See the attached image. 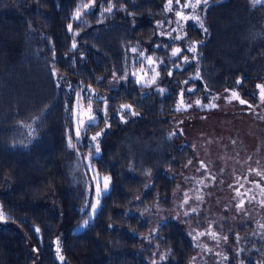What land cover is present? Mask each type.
Here are the masks:
<instances>
[{"label": "trees", "instance_id": "trees-1", "mask_svg": "<svg viewBox=\"0 0 264 264\" xmlns=\"http://www.w3.org/2000/svg\"><path fill=\"white\" fill-rule=\"evenodd\" d=\"M87 2L0 0V209L5 216L0 264H192L195 245L171 216L176 175L192 162L189 146L173 126L182 112L176 111L179 93L194 88L185 91V101L203 104L213 94L232 90L254 100L256 86L264 83V3L210 0L206 14L201 12L207 33L191 21L185 26L184 40L199 42L198 60L184 65V71L173 69L171 77L161 65L165 92L160 94L155 86L141 87L133 77L119 76L133 70V47L171 67V48L155 47L173 46L156 27L167 22V0H112L113 11L102 16L106 0H95L93 11L74 19L78 6ZM197 69L201 78L190 79ZM113 72L119 84L109 87ZM69 84L76 91L91 86L108 101L111 127L99 138L94 172L82 163L91 141L75 140L65 112V105L75 102ZM122 104L137 113L125 114L127 122L117 115ZM93 107L100 123L87 137L105 129L104 104ZM36 117L40 120L33 127L39 131L30 140L21 122ZM70 134L81 156L68 147ZM96 174L110 182L89 220ZM156 208L163 219L153 222ZM85 220L89 224L77 231ZM247 230L239 261L264 264V230L245 225L240 231Z\"/></svg>", "mask_w": 264, "mask_h": 264}, {"label": "rangeland", "instance_id": "rangeland-1", "mask_svg": "<svg viewBox=\"0 0 264 264\" xmlns=\"http://www.w3.org/2000/svg\"><path fill=\"white\" fill-rule=\"evenodd\" d=\"M173 6L174 9L178 7L175 2ZM166 19L175 20L174 13L167 12ZM164 25L170 30L167 22ZM176 34L172 33L173 36ZM180 35L185 38V31ZM161 38L167 39L162 36ZM171 41L173 46L187 48L189 45L184 39ZM118 84V79L111 78L108 82L109 87H116ZM161 84L162 77L159 75L156 84L151 87H161ZM97 94L104 95L103 92ZM229 96L230 93L227 92L213 94L210 103L216 107L199 108L193 104L186 111L179 112L173 120V126L180 132L182 142L190 148L192 162L176 175L179 180L174 191L175 205L171 216L187 232L195 245V259L192 264H241L237 253L240 252L249 232L240 230L245 225L260 229L259 225L264 224V205L261 204L264 195L258 188L246 182L256 180L264 187V179L252 171L255 169L264 173V103L260 101L259 89L253 101L240 96L247 101L244 105L237 100L227 102L226 97ZM213 97L217 99L213 100ZM248 104L253 107L249 108ZM201 163L204 167H201ZM95 178L96 175L93 176L94 182ZM99 178L100 188L103 189V178ZM241 184L244 185L243 188L240 187ZM249 187H253L249 195H236L237 188L241 193H245ZM185 192L192 197L188 204L183 203ZM253 195L255 199L249 203ZM197 196L201 199L197 200ZM96 199L95 195L93 204ZM241 199L244 200V205L242 209H238L237 204ZM193 207L196 212L185 216V211ZM95 213H92L91 209L89 220ZM151 217L153 222L163 219L158 208L154 209ZM83 228L79 227L77 231ZM209 228L217 234L219 243L208 235L192 239V235L207 232ZM237 235L240 237L239 242ZM224 237H227L226 241ZM205 248L210 251H205ZM225 256L227 259H224Z\"/></svg>", "mask_w": 264, "mask_h": 264}, {"label": "snow or ice", "instance_id": "snow-or-ice-1", "mask_svg": "<svg viewBox=\"0 0 264 264\" xmlns=\"http://www.w3.org/2000/svg\"><path fill=\"white\" fill-rule=\"evenodd\" d=\"M253 5H259L264 3V0H252ZM107 7H103V4L101 5L103 11H101L100 15L102 16L104 12L111 13L113 11L114 5L112 3V0H106ZM175 4L178 6L176 9L173 8V0H167V3L165 5V11L169 13H174L175 20L168 19L167 24L170 27L165 28L164 22H157L156 27L159 29H163V31H160L158 34L162 37H165L167 39H171L173 41L176 40H182L184 39V36L180 35L181 32L185 31V26L189 21L195 23L204 33H207V28L204 26L203 19L201 17V12H204L206 14L208 7L210 6V0H184L183 4H181V0H175ZM95 0H88L87 3H83L76 9L74 13V19H80L82 15H87L90 11L94 10ZM190 10V11H189ZM175 24L176 27H171V25ZM69 31L72 30V25H68ZM173 32H176L177 34L175 36L172 35ZM76 43L73 42L72 48H76ZM198 46L199 42H191L187 46V48H182L181 46H172L168 44H156V48H171L170 57L172 59V65L171 67L166 66V62L159 57H154L152 55H148L146 53V50L138 49V48H130L129 51L133 54L134 59L131 61L133 70L128 71L125 70L120 76L119 80L126 81L129 76L134 78V82L141 87H151L152 85H155L157 82V79L159 78V71L161 65H165L164 71L167 72V75L171 77L173 75V69L184 71V65L190 64L193 60H198ZM190 52L192 53V57L190 58L187 55H182L183 52ZM179 58V59H177ZM149 73H151V76H149ZM53 77H57V71L55 67H53L52 70ZM200 73L197 69V72L194 76L190 77V79H200ZM59 79H62V77H59ZM113 79H117V74L113 72ZM184 84H187L188 81H183ZM242 81L238 80L237 84H241ZM57 87H60L59 83L56 85ZM259 89V96L261 103H264V85H257L256 86ZM160 94H163L165 92L164 88L157 87L156 89ZM207 90V89H206ZM68 91L72 92L75 95V102L72 104L71 108L68 107V105H65V112L71 117V120L74 124V138L77 142H81L82 138H88L91 143L89 145V152L86 156H83L82 163L84 166L90 171L94 172V167L92 164V160L95 155H98L100 153V147H99V138L104 135L105 130L109 127H111V121L108 118V101L106 98L98 96L95 91L91 88V86H81L79 91H76L72 85H68ZM185 91L189 93H193L196 90L194 88H187V89H181L179 93V101L177 104L176 111H186L188 108H191L193 104L196 107L199 108H213L216 107L215 104L209 103L207 105L203 104L202 100L197 99L195 101H185L184 99V93ZM228 91V90H226ZM213 100L217 99V97H213ZM227 102L231 103L232 100H237L241 105H244L247 103L246 100L241 98L238 95V92L235 90H232L230 92V96L226 97ZM101 102L104 104V124L105 129H101V131H98L95 133V135H92L91 137H87V133L89 131H92L95 127H97L100 123V120L96 114V111L93 107L94 103ZM248 107H253L251 104H248ZM129 114L132 116L137 115L135 110L133 109V106L131 104H122L120 106V109L117 111V115L119 116L120 120L122 122H127L126 115ZM40 120V117H36L32 123L24 124L21 122L22 127H27L29 129L28 131V137L30 140L35 139L39 128L33 127V124H36ZM68 147L70 149L76 150L77 155L81 156V154L78 151L77 144L73 143V135L68 136ZM15 146V145H14ZM23 147H27L28 145L22 144ZM191 163V161H189ZM201 167H204L203 163H201ZM253 172H255L256 176L261 177L264 179V173L253 169ZM96 182V192L95 195L97 197L96 202L94 204H91L92 213H95L97 211V207L100 203L99 197L101 195H106L108 192V185L110 182V177H104L103 178V189L100 188L101 179L99 178L98 174H96L95 178ZM250 183L254 188H258L260 190V193L264 195V187L261 186V183L259 181L253 180V181H246ZM202 183V182H201ZM241 188L244 187L243 184L240 185ZM253 187H249L245 193H241L239 188L236 189V195L237 196H247L253 191ZM189 199H192L188 195L187 192L184 193V204H188ZM197 200H200L201 197L197 196ZM252 199H255V196L253 195L251 199L249 200V203ZM261 204L264 205V201H261ZM244 205V200L241 199L240 202L237 204L238 209H242ZM196 212V208H190L188 211H185L184 215L188 216L191 213ZM5 216L3 215L2 209H0V220H4ZM89 224L88 220H85L81 227H86ZM111 227V225H109ZM259 228L264 230V224L259 225ZM36 231H39L37 229ZM153 235H155V230L153 231ZM191 235V233H190ZM208 235L211 239L216 240L217 243H219V239L217 237V234L213 231H211V228L207 232H198L195 235H192V239L196 240L197 236H203ZM225 241L227 240V237L223 238ZM237 242H239L240 237L237 235L236 237ZM57 243V256L62 261L63 256L60 255V248H59V240L56 241ZM205 251H210V249L205 248ZM219 255V253H217ZM239 255V252L237 253ZM165 257L161 256V260H163ZM195 259V258H193ZM224 259H227V256L224 257Z\"/></svg>", "mask_w": 264, "mask_h": 264}]
</instances>
